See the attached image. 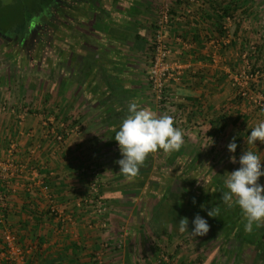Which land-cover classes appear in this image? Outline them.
<instances>
[{
    "label": "crops",
    "instance_id": "crops-1",
    "mask_svg": "<svg viewBox=\"0 0 264 264\" xmlns=\"http://www.w3.org/2000/svg\"><path fill=\"white\" fill-rule=\"evenodd\" d=\"M71 1L70 27L52 36L49 56L37 49L36 35L29 36L28 47L26 40L18 41L14 52H0V160L23 165L0 181L6 223L28 250L29 264H152L129 258L130 235L143 231L137 219L148 224L149 217L160 218V202H170L178 213L186 187L196 188L201 179L202 173L192 172L187 183L188 170L199 171L202 155L241 156L250 150L264 159V143L247 144L251 128L264 120V108L252 117L249 98H239L249 89L258 58L250 50L251 8H243L245 17L236 22L216 4L177 2L165 20L156 6L162 0ZM155 29L167 35L177 73L168 82L171 104L165 106L148 82ZM31 44L34 50H28ZM43 75L51 76L44 88ZM259 87L264 94V84ZM131 102L157 116L176 115L174 125L184 134L179 150L150 152L135 177L119 171L121 152L114 138ZM49 119L72 127L63 142L48 133ZM233 138L238 146L230 152ZM190 155L193 168H188ZM95 174L109 205L103 215L87 201ZM259 182L264 184V176ZM145 202L155 204L140 214L136 206ZM119 205L139 225L132 233L126 225L118 228ZM121 234L123 254L114 248ZM145 248L147 254L154 251L149 244Z\"/></svg>",
    "mask_w": 264,
    "mask_h": 264
},
{
    "label": "rangeland",
    "instance_id": "rangeland-1",
    "mask_svg": "<svg viewBox=\"0 0 264 264\" xmlns=\"http://www.w3.org/2000/svg\"><path fill=\"white\" fill-rule=\"evenodd\" d=\"M178 1L162 0L160 5H156L160 9V16L167 14L168 17L172 13L171 6ZM232 1L235 0H180L182 5L187 7L203 3L216 4V6L220 7L229 5ZM238 2L242 6L234 12L236 19L242 20L245 17L243 8H251L250 50L254 56L258 57L256 61L257 70L250 78L251 82L254 83V88H250L251 94L249 95L250 112L252 117H254L257 115L255 114L258 109L257 105L264 106L262 101L260 102V100H264V94L260 91L261 87L258 88L259 83L264 84V0H238ZM46 4L43 0H0V34H2V31L6 32L8 36H10V33H15L16 27L24 23V18L27 14L37 16V13L41 12V8L45 9L44 6ZM166 4H168V8L165 9ZM44 16L45 14L38 17L37 27H35L34 23L31 25L36 28L35 32L40 36L45 35V26H48L42 20ZM157 32L156 30L155 34ZM15 46H17L16 42L11 40L9 42L0 41V52L7 49L14 52L17 49ZM32 46L31 44L28 50H31ZM1 65L2 62L0 61ZM251 71L252 67L250 74ZM24 79L28 82L29 76ZM50 79L51 76L43 75V88L49 85ZM247 90L248 88H245L243 94ZM191 156H187L188 168H193L192 164L194 162L192 164L189 163L192 160ZM239 157L235 154L221 155L209 152L207 155H202L199 158L200 164L197 166L199 171L188 170L187 172L189 178L187 183L192 178L191 176H194L192 172L197 173V175L202 174H200L201 179L199 182L198 179L195 181L198 184L196 188L192 186L186 187V195L181 198L178 204L179 207L176 209L180 215L178 216L177 212L174 213L172 211L173 206L170 202H161L158 213L160 218L157 216L149 217L146 220L149 222L148 224L146 223L147 226L142 224V220L140 221L138 218L137 223L142 225L141 229L143 231L141 235H130L128 250L131 252L129 253V258L132 261L144 262L143 259L155 261L152 264H158V260H167L165 262L170 264H264V224L259 227L254 224L253 230L246 232L244 228L246 220L240 207L234 203L232 207H229L221 198L222 193L228 191L225 181L229 172L240 167ZM233 158H235V162H233ZM146 164L152 166V159H149ZM156 173L164 175L163 171ZM169 173L173 181L175 177L171 175V172ZM154 204L155 202L140 203L136 206L137 210H135L141 212L140 214H146V210L152 211ZM119 208L123 210H118V228L126 225L127 231L130 230L131 233L135 228H139L138 224H133L131 217H129L131 213H129L128 209L121 205H119ZM211 209L215 217L208 215ZM197 214L206 218L210 227L205 235L194 237L190 230L193 227L192 220ZM183 217L188 218L190 230L180 232L178 221ZM133 221H135V218ZM165 226H167L168 230H165ZM123 238L125 244V236ZM148 244L151 245V250L154 251H150L147 254L145 246L147 247ZM120 253H124V247ZM162 263L164 262L162 261L160 264Z\"/></svg>",
    "mask_w": 264,
    "mask_h": 264
},
{
    "label": "clouds",
    "instance_id": "clouds-1",
    "mask_svg": "<svg viewBox=\"0 0 264 264\" xmlns=\"http://www.w3.org/2000/svg\"><path fill=\"white\" fill-rule=\"evenodd\" d=\"M114 138L121 152V158L117 161L119 171L128 177L138 174L150 152L158 149L166 152L177 151L184 144V134L174 125V117L157 116L136 102L129 103L128 115L120 124ZM257 140L264 143V120L251 128L247 144H256ZM237 146L235 138L227 145L230 152H235ZM262 162L264 159L257 153L245 151L239 159L240 167L229 172L225 181L228 191L223 192L221 197L229 207H232L233 203L240 207L246 220V232H251L254 224L257 227L264 224V184L259 182L260 177L264 176ZM208 215L215 217L212 209ZM188 224L187 217L181 218L178 221L179 231L190 230ZM192 225L190 232L194 237L205 235L210 227L207 219L199 214L192 220Z\"/></svg>",
    "mask_w": 264,
    "mask_h": 264
},
{
    "label": "built area",
    "instance_id": "built-area-1",
    "mask_svg": "<svg viewBox=\"0 0 264 264\" xmlns=\"http://www.w3.org/2000/svg\"><path fill=\"white\" fill-rule=\"evenodd\" d=\"M165 20H167V14L165 16ZM153 46L154 48L150 57V64L148 68V82L157 101L159 103L170 105L171 102L168 95L167 86L170 79L177 76V73L176 69L169 61L171 48L167 40V35L161 30L157 32ZM248 90L245 91L244 94H248ZM261 101L264 104V100H260V102ZM1 109L7 110V107L3 105L1 106ZM172 117H174V122L177 121L176 115H172ZM46 125L48 127V133H51L54 139L58 142H63L66 136L72 131V127H70L67 123L63 121L57 123L55 119H49ZM22 169L23 165L17 164L12 160H0V181L10 178L11 176L20 172ZM87 201L95 214L103 215L109 209L108 202L101 192V180L97 174L93 175L91 178ZM6 206V201L4 200L3 196H0V224L3 227V248L0 252V264L2 262H5V264H29L28 250L20 243L17 233H15L6 223V215L4 213V208ZM124 235L121 234L114 248H123ZM109 246V244H106V247ZM97 259L100 261V257ZM162 261L167 260H158L157 263L160 264Z\"/></svg>",
    "mask_w": 264,
    "mask_h": 264
},
{
    "label": "flooded vegetation",
    "instance_id": "flooded-vegetation-1",
    "mask_svg": "<svg viewBox=\"0 0 264 264\" xmlns=\"http://www.w3.org/2000/svg\"><path fill=\"white\" fill-rule=\"evenodd\" d=\"M71 0H52L51 2H48L44 7L45 9L41 8V12L37 13L38 15H34L30 21L28 22L27 28L26 30H24L23 33H10L8 36L6 32H1L2 34H0L1 38L3 41L5 40H11L12 42H16V44H19L21 42L18 41H25L26 40V45L28 47L29 44V36L33 37L34 35L37 36L38 39V43L40 45H38V50L41 52V54L44 55H48L49 53L52 51V47H51V38L52 36H56L58 34H56L57 31L61 32V34H66L67 29H69V21H68V7H70V4H72ZM43 12V13H42ZM45 14L44 18L42 20H44L43 22L46 23L48 26H45V35H38L37 32H35L36 28H34L32 25V23H34V25H36L35 27H37L38 24V17H41V15ZM37 21V22H36ZM42 23V22H41ZM31 27V29H30ZM33 28V31H32ZM42 37V38H41ZM42 40V41H41ZM28 42V43H27ZM34 46V44H33ZM31 47V50H34V47ZM50 60L48 59L47 62H49L50 64Z\"/></svg>",
    "mask_w": 264,
    "mask_h": 264
},
{
    "label": "trees",
    "instance_id": "trees-1",
    "mask_svg": "<svg viewBox=\"0 0 264 264\" xmlns=\"http://www.w3.org/2000/svg\"><path fill=\"white\" fill-rule=\"evenodd\" d=\"M52 0H43V2H45V3H48V2H51ZM241 1V0H240ZM178 2H180V0L178 1ZM242 6V4L240 5L239 4V2H238V0L236 1H232V2H230V4L229 5H223V6H220L221 7V12H222V14L223 15H225V16H233V18L235 19V21L237 22L238 20L236 19L237 17L234 15V12L237 10V8H239V7H241ZM245 13H247V12H245ZM33 17V15H30V14H27L26 15V17L24 18V23L23 24H21V25H19V26H17L16 27V32L19 34H21V33H23L24 32V30H26V28H27V25H28V22L30 21V19ZM238 25L240 24V21L237 23ZM152 47V49L154 48V46L152 45L151 46ZM257 61V60H256ZM257 70V68H256V62H254V65H253V67H252V71H251V76H253V73L255 72ZM253 82H251L250 83V86H249V90H248V94H243V91L245 90H241L240 91V93H239V98L240 99H242L243 97H247V98H249V95L251 94V92H250V88L252 87V88H254V86H253ZM164 104V106H165V103H163ZM262 107H264V106H261V105H257V110L256 111H258L259 109H262ZM159 205H161V202L159 203ZM159 207L160 206H158L157 207V209H159ZM20 239V238H19ZM20 243H21V240H20Z\"/></svg>",
    "mask_w": 264,
    "mask_h": 264
}]
</instances>
